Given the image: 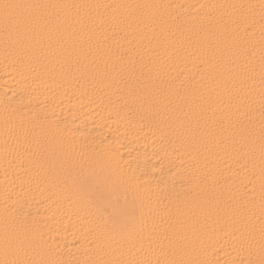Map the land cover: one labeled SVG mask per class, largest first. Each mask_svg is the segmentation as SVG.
<instances>
[{"label": "bare ground", "instance_id": "1", "mask_svg": "<svg viewBox=\"0 0 264 264\" xmlns=\"http://www.w3.org/2000/svg\"><path fill=\"white\" fill-rule=\"evenodd\" d=\"M0 261L260 264L264 0H0Z\"/></svg>", "mask_w": 264, "mask_h": 264}, {"label": "snow or ice", "instance_id": "2", "mask_svg": "<svg viewBox=\"0 0 264 264\" xmlns=\"http://www.w3.org/2000/svg\"><path fill=\"white\" fill-rule=\"evenodd\" d=\"M42 5H31L22 3H3L0 4L2 9V20L6 30L10 27L20 29L21 27L27 28L34 26L38 22L36 14H28L26 10L39 9ZM0 264H20L18 261L3 260ZM264 264V259L260 261Z\"/></svg>", "mask_w": 264, "mask_h": 264}]
</instances>
